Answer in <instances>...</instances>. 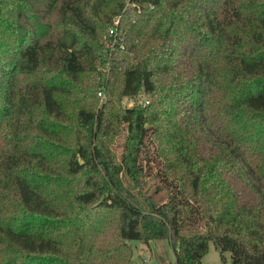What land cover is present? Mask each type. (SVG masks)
<instances>
[{"label":"trees","instance_id":"1","mask_svg":"<svg viewBox=\"0 0 264 264\" xmlns=\"http://www.w3.org/2000/svg\"><path fill=\"white\" fill-rule=\"evenodd\" d=\"M97 211L119 247L264 264V0H0V264Z\"/></svg>","mask_w":264,"mask_h":264},{"label":"rangeland","instance_id":"2","mask_svg":"<svg viewBox=\"0 0 264 264\" xmlns=\"http://www.w3.org/2000/svg\"><path fill=\"white\" fill-rule=\"evenodd\" d=\"M112 49L110 43L107 45ZM102 75L96 77L95 85H104L109 89L118 88L119 79H110L109 73L102 68ZM95 80L93 78H90ZM31 78L25 81L29 82ZM85 78L84 82H88ZM105 97L98 99V105H102ZM145 100L144 95H140L138 102ZM97 101V100H96ZM106 101V98H105ZM133 101L125 98L122 105L131 106ZM76 105L70 114L73 115ZM124 138L119 139L122 144ZM71 186V185H70ZM75 186V184H72ZM72 188V187H71ZM159 200V199H158ZM82 232H64L61 237L62 253L59 259L51 261L49 264H175L176 256L172 244L169 240H159L146 245L140 241H128L124 247H119L117 215L114 212L87 213L85 221L80 224ZM76 234V235H75ZM226 261L223 262L220 252L213 242L209 245L207 254L202 259L201 264H232L231 253L225 254Z\"/></svg>","mask_w":264,"mask_h":264},{"label":"built area","instance_id":"3","mask_svg":"<svg viewBox=\"0 0 264 264\" xmlns=\"http://www.w3.org/2000/svg\"><path fill=\"white\" fill-rule=\"evenodd\" d=\"M118 23H119V18L116 19V21H115V25H117ZM110 34H111V35H114V34H115V31H114L113 29H111V30H110ZM110 45H111L112 47H114V43L110 42ZM100 95L103 96V93H100Z\"/></svg>","mask_w":264,"mask_h":264}]
</instances>
